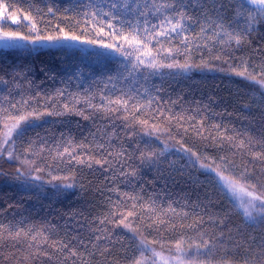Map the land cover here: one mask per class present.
<instances>
[{
    "label": "trees",
    "instance_id": "obj_1",
    "mask_svg": "<svg viewBox=\"0 0 264 264\" xmlns=\"http://www.w3.org/2000/svg\"><path fill=\"white\" fill-rule=\"evenodd\" d=\"M171 2L0 0L3 33L46 43L0 48V264H153L157 254L183 264H264V214L246 220L217 178L264 198V15L218 0L225 28L242 36L237 44L208 38L219 31L214 13L202 34L206 17L188 7L195 22L149 45L160 64L187 69L131 70L135 55L100 46L112 41L89 23L91 13L109 11L126 32L159 30L176 16L155 6ZM60 29L77 44L37 39ZM121 98L126 107L109 103ZM20 116L5 143L6 124ZM142 152L156 155L145 162Z\"/></svg>",
    "mask_w": 264,
    "mask_h": 264
},
{
    "label": "snow or ice",
    "instance_id": "obj_2",
    "mask_svg": "<svg viewBox=\"0 0 264 264\" xmlns=\"http://www.w3.org/2000/svg\"><path fill=\"white\" fill-rule=\"evenodd\" d=\"M238 4L240 9H243L249 5H255V11L261 13L264 15V0H238ZM127 6V5H124ZM190 6L197 7L201 9V15L205 16L206 19L204 21V25L201 27V33H207L208 28L211 25H215V28L219 31H216L214 36H209V39L214 38H221L223 41L224 37H227L228 41L235 40L237 44L241 42L242 36L239 33H232L228 31L225 28V25L223 24V14L222 10L224 9V4L219 3L218 0H212L211 5L209 6L207 4V0H191L190 4H186L185 0H172L171 3H161L159 5L155 6L156 12H160L163 8H170L175 12V19L165 17L164 20L159 25V30H157V25H152L151 29L148 27H145L144 29H139L138 27H132L129 25V30L126 32L124 30V27H117L113 24V20L118 19L115 15H113L109 11H104L101 13L93 12L91 13V20L89 23H94L97 30L98 36H107L110 37L112 42L109 43H101L100 46L112 50L122 56H124L125 59H128L129 57L135 55V60L132 63V69L131 70H138L140 66H144L147 68H160L163 66L172 68V67H179L183 69H187L190 67L188 63L184 64H167L162 65L158 62V60L153 56V49L149 47V45L152 43V41L157 40L158 37H169L171 34L180 35L184 32V21H192L195 22L193 17L188 15L187 9ZM112 9H116L118 6L115 3H112L110 5ZM52 9H49V12H51ZM209 13H214L217 17V20H211V25L209 24ZM143 14V13H142ZM241 11H237V15H241ZM85 15H88V13H85ZM98 16L102 17H108L107 20L103 18H98ZM25 19H29V17H25ZM255 19V17L250 16L249 17V24H251L252 20ZM123 23V22H122ZM33 28H35V25H33ZM105 28L110 29L111 31L106 32ZM60 32L62 35L57 36H44V37H37V39L47 40V41H56L60 39L64 40H73L76 41L79 39L76 35H69L64 32V29H60ZM5 37L8 38H17L18 34L16 33H5ZM20 39H26V37H18ZM86 43H98L97 40H89L84 41ZM189 38L186 36L185 40L182 41V43H189ZM169 53L172 52V49L167 50ZM111 79V77H109ZM253 79H255L253 77ZM130 99V98H129ZM109 103H114L116 105H128V100L126 99H117L115 101H109ZM91 107V105H89ZM14 107V106H13ZM107 112H114L118 111V109L112 108V109H106ZM79 115H83V113H77ZM85 119H88L87 116L84 117ZM25 117L20 116L19 118H16L15 123H12L11 126L7 127V132L5 133V143H7L8 138L12 136L14 130H16L22 120H24ZM146 123V122H145ZM98 147L103 150L104 145L100 144ZM65 152H69L67 148H65ZM11 156V153H9ZM62 155V154H61ZM69 155L71 153L69 152ZM111 155V153H109ZM122 153H117V156H121ZM155 153H141V160L145 162L151 161L155 157ZM195 156L196 154L193 153ZM198 158V157H197ZM199 159V158H198ZM78 163H84L82 160H77ZM96 164H109V161L107 159H97L94 161ZM202 168H205L208 171H215V169H210L207 165L201 164ZM108 170V169H106ZM122 175L128 176V175H134L135 171L124 173L121 172ZM218 175H220L218 173ZM36 179H39V177H36ZM221 181H223V184L221 185V190L224 191L227 190L228 193H231L232 199H240L241 203L239 204V207L243 210V215L246 218L252 219V209L255 208V201H261V207L264 208V198L260 196L254 195L252 192H246L245 189L240 186L238 187V181L233 180H225L223 176H220ZM68 187H71V185H68ZM239 193H244L248 197H251L247 201V203L244 202L243 197L239 196ZM112 215H115L113 213ZM128 215H133L132 212H129ZM109 217H105L100 221L101 224H104L106 221H108ZM261 219L264 220V215L261 216ZM124 221L121 220V223ZM127 226V225H125ZM24 235H28V233H24ZM21 236V233L18 231L16 233L9 232V237L12 239H18ZM102 236H97V240L103 239ZM46 239V238H45ZM32 240H36V236H32ZM60 243V242H57ZM209 241H204V246L207 247L209 245ZM62 247H67V245H62ZM72 255H76V253L73 251L71 253ZM245 264H248L246 261Z\"/></svg>",
    "mask_w": 264,
    "mask_h": 264
},
{
    "label": "rangeland",
    "instance_id": "obj_3",
    "mask_svg": "<svg viewBox=\"0 0 264 264\" xmlns=\"http://www.w3.org/2000/svg\"><path fill=\"white\" fill-rule=\"evenodd\" d=\"M251 6H253L255 8V5H251ZM3 22H4V15L2 14L1 9H0V25ZM4 34L5 33H3L0 30V48H2V49H9V48L16 49V48H22V47H26V46H42V45L44 46V45H46V43H44V42H27L25 40H20L19 38H8V37H5ZM71 43L77 44L76 41H71ZM17 131H18V128L16 130H14L13 134L16 133ZM6 132H7V130H6ZM10 138L11 137H9L8 140ZM4 139H5V136H4ZM217 178H218V183L221 187V185L223 184V181H221L220 176H218ZM225 180H227V179H225ZM238 187H240V186H238ZM245 191L250 192L246 189H245ZM223 192L227 195V197L231 200V202L234 203V205L239 209V211L243 215V210L239 207V204L241 203L240 199H238V198L232 199L231 193H228L226 189ZM239 196L243 197V200L245 203H247V201L249 199H251V197H248L244 193H239ZM254 203H255V208L252 209V216L254 217L255 215H258V214L259 215L264 214V208L261 207V201H255ZM252 219L246 218V220H248V221H251ZM153 264H183V263L180 262V260L178 258L166 257L164 255L157 254L156 255V261Z\"/></svg>",
    "mask_w": 264,
    "mask_h": 264
}]
</instances>
